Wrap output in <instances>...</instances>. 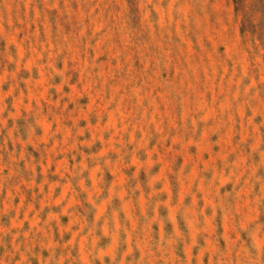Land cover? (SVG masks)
Here are the masks:
<instances>
[{"label":"rangeland","instance_id":"374dc122","mask_svg":"<svg viewBox=\"0 0 264 264\" xmlns=\"http://www.w3.org/2000/svg\"><path fill=\"white\" fill-rule=\"evenodd\" d=\"M0 264H264V0H0Z\"/></svg>","mask_w":264,"mask_h":264},{"label":"trees","instance_id":"16d2710c","mask_svg":"<svg viewBox=\"0 0 264 264\" xmlns=\"http://www.w3.org/2000/svg\"><path fill=\"white\" fill-rule=\"evenodd\" d=\"M236 10H237V13H240V10L238 8ZM243 23H244V19H243ZM243 32H244V30H243Z\"/></svg>","mask_w":264,"mask_h":264}]
</instances>
